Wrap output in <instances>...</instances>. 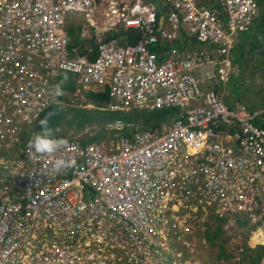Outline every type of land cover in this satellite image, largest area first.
<instances>
[{
  "label": "built area",
  "instance_id": "built-area-1",
  "mask_svg": "<svg viewBox=\"0 0 264 264\" xmlns=\"http://www.w3.org/2000/svg\"><path fill=\"white\" fill-rule=\"evenodd\" d=\"M118 1L125 2L109 0L111 7ZM165 2H171L175 11L170 8L166 12L163 4L158 28L164 38L175 35L181 19L187 30H198L201 40H222L213 4L208 11H201L195 0ZM101 8L90 0H0V264H169L165 242L143 241L141 237L151 227L150 217L165 213L152 212L153 198L143 195L146 189L264 209L263 192L188 178L182 157L189 146L218 150L220 156L231 152L264 158V141L250 139V130L238 137L199 129L216 125L221 107L210 105L216 99L212 93H203L204 79L198 83L197 77L193 80L188 76L186 67L196 75L202 70L185 59V50L180 49L176 58L148 50L147 45L158 39L149 28L156 23L151 1L142 4L136 0L131 7L123 4L118 12ZM248 10L254 13L246 4L239 7L241 14L233 13V8L228 11L249 20ZM69 13H84L88 18L94 14L95 21H101L95 33V55L89 56L87 48L91 46L79 51L75 46L70 48L65 30ZM205 18L206 22L199 21ZM118 24L123 30L138 29L141 40L128 43ZM175 61L179 63L172 68ZM201 61L199 65L208 64ZM61 72L73 75L71 97L81 103L89 91L107 88L109 101L97 108L101 111L181 108L179 92L187 87L190 95L185 103L190 110L182 125L160 123L150 129H138L137 122L114 115L101 128L137 137L117 136L84 144L62 138L64 143L55 153L36 155L28 144L34 136L33 123L49 108L67 107L54 96ZM208 89L206 85L204 90ZM162 141L185 148L168 161L170 147ZM199 154L198 161L206 159L205 153ZM58 158L72 165L57 172L53 164ZM164 158L168 173L159 166ZM223 159L212 161L221 168ZM110 195L113 201L109 204L106 197ZM156 206L160 210V202ZM129 209L134 212L124 215ZM143 210L149 214L144 215ZM120 221L123 225H118ZM132 226L136 238L127 235ZM181 228L182 232L187 229L185 225ZM149 232L155 233L153 228ZM174 256L184 259L181 253Z\"/></svg>",
  "mask_w": 264,
  "mask_h": 264
},
{
  "label": "bare ground",
  "instance_id": "bare-ground-1",
  "mask_svg": "<svg viewBox=\"0 0 264 264\" xmlns=\"http://www.w3.org/2000/svg\"><path fill=\"white\" fill-rule=\"evenodd\" d=\"M142 4H145L147 0H141ZM151 4L154 8V14L156 18V23H153L150 25L151 32L155 31V34L157 35V41L154 43H149L147 45V48L150 52H152V45L156 43L164 44L167 42V38L172 37H165L162 33V30L159 29V25L161 24V16L164 12L165 6H166V12L171 8L172 11H175L174 5L171 2H165V0H156V2H153L152 0ZM91 4L95 7L103 8L106 7L109 10L113 9L116 12H118V8H122L123 4L132 6L136 0H130L125 2L116 3L114 7H111V4L109 0H90ZM165 3V6L163 5ZM214 6V9L216 10V15L218 18V29L220 30V36L222 37L221 41H212V40H201L200 34L196 28L187 30L184 23H182V20L180 19L179 26L175 32V35H172V39H183L184 37L192 38L195 41L196 45H203V47H206L205 49H197L189 52L184 53V57L187 61L194 64L195 68L201 69V75H196L195 70L194 73L186 67V71L188 72V76L199 83L202 79H204V82L201 83V88L203 93L208 92L212 93L215 96L216 101L215 103H211L210 105H214V109H216L218 106H220L221 111L218 114V123L216 125L207 124V126L199 127L200 130L225 134V135H232V136H238L240 137L241 132L246 133L248 130H250V139L252 140H258V141H264L261 140V136L264 135V125H257L254 121L257 118H260L261 116H264V106L260 109L254 110V111H246L247 107L245 104H241L240 102L237 103V107L230 106L227 107L222 97H220L218 94L219 88H222L223 93H225V88L230 80L232 74L235 71L236 65L232 62L230 58V50L233 46V41L235 39V33L238 31H242L247 29L248 24L251 22L252 19H254L258 14V8L256 6L255 0H228L226 2L225 0H216L214 3H212ZM210 4V5H212ZM248 5L251 8H254V13L251 14L248 10L247 15L249 16V20H245L241 17H234L229 13V9L233 8V13L239 11V7H243L244 5ZM195 7L198 10L201 11H208L211 9L209 5L204 6H198L195 2ZM100 9L101 11L103 9ZM163 9V10H162ZM98 11V10H96ZM200 12H198L199 14ZM160 14V15H159ZM206 14V13H205ZM204 14V15H205ZM68 17L67 23H65V30L69 36V43L71 41L70 34L68 31V28L73 25L75 27L79 26V29L77 31L78 33V44L75 46L81 50L86 48V46H91L92 48L88 47L87 50H89V56L95 55V40H97L98 35H95L97 33L98 29L101 28V21H95L96 16H91L90 18L86 17L84 13L79 14H67ZM159 15V16H158ZM79 19H83L84 23L79 22ZM112 20H116L113 19ZM199 21L206 22L205 19H199ZM246 26V27H244ZM118 28H122L118 24ZM106 29V28H105ZM82 30L85 32L82 34ZM125 30H132L139 33V39L135 43L130 44H136L141 40V34L138 29H125ZM154 30V31H153ZM109 32V31H108ZM100 35V34H99ZM145 40L148 39L147 34L143 35ZM159 36V37H158ZM91 50H90V49ZM79 49L77 51H79ZM208 49V50H207ZM154 53V52H152ZM181 55V54H179ZM176 56H165V58H176ZM208 63L207 65H199L200 62ZM176 64H172L171 67H176L179 63L178 61H175ZM250 69V68H249ZM248 69V72L250 71ZM247 72V74H248ZM211 76L210 79L208 76ZM264 75L262 76L261 80L263 82ZM188 83V81H186ZM57 84V80H56ZM206 85H209L208 90H204V87ZM107 88L100 90V91H89L90 92H102L106 90ZM108 90V89H107ZM190 91V87H187L184 90H180L179 96L182 99L181 102V108L179 106H172V107H161V108H155L149 111H156L164 108H176L179 111V117H175L170 119L169 122L166 124H176V125H182L185 121L184 116L188 115V112L190 110L189 104L185 103L186 99L190 95L188 92ZM72 94V93H71ZM63 100V102L60 105L63 106H75V107H88L86 105L82 106H76L68 100ZM86 94V96H87ZM73 98V96H72ZM87 98V97H86ZM77 99H72V101H76ZM86 102L88 100L86 99ZM194 103V102H193ZM192 103V106H193ZM89 104V103H88ZM197 105V103H194ZM200 104L206 106V103H204L202 100L200 101ZM209 105V107H210ZM200 107V106H199ZM192 108V107H191ZM140 108L132 107L131 110H137ZM130 110V111H131ZM142 110V109H141ZM111 112V111H110ZM118 112V111H114ZM36 122V121H35ZM34 122V123H35ZM33 123V124H34ZM246 123V124H245ZM205 125V124H202ZM84 128V131H78L75 134L68 133L64 135H61L59 137H56L58 139H66V140H78L80 143H88V142H94V141H100L106 138H118L120 136L127 137L129 139H133L134 137H137V135L132 133H121L117 131L112 130H106V129H100L95 128L94 131L91 133H88V130ZM143 129H150V128H143ZM98 132H104L103 136L99 138H95L93 140H85L86 136H96ZM163 145H167L170 147L169 150V159L168 161H171V156L177 155L182 149L185 148V145H181L177 142H171V141H162ZM156 150H159V145L155 147ZM183 157L182 160L184 162V166H187L188 168V178L192 177V179L196 178L198 181H208L213 180L217 184L220 185H227L232 184L234 187H239L246 190H253L257 192H263L264 193V158L259 157H252V156H246V155H240L236 153L231 152H223V156L219 155L218 150L209 149L206 147L201 148H195L193 146H189V150L184 149L183 150ZM205 153L206 159H202L201 161H198L197 158L200 155L199 153ZM209 152V153H207ZM225 157V159L222 160L221 168L216 167L215 163L212 161V159L218 158L219 160ZM203 164V165H202ZM160 169L164 172L168 173L169 165H167L166 160H161L159 163ZM255 171H257V174H255ZM212 176L214 179H212ZM157 190H144L143 195H147L148 197H152L153 205L152 212H158V211H164V214H157L153 217H150V224L151 227H148V232L142 233V240L148 241V242H154L158 241L160 244L168 245L170 243V238L174 237L172 236L173 233L182 232V225H185V227L190 226L192 222V218L195 219L194 221L196 223L205 222L208 218V215H218L219 217H226L227 221L224 225L225 231H229V229L235 224L236 217L241 218L242 215L246 216L247 219L251 224L256 223L258 221H261L260 227L261 229L264 228V209L250 207V206H244V205H237V204H231V203H224L215 201L212 199H206V198H198V197H191V196H184L181 197L176 194H167L166 192H161ZM112 195L106 197L109 199V204L112 199ZM127 200L131 201V197H125ZM183 199H186V202H183ZM160 202V210L156 206L157 203ZM193 205V206H192ZM135 208V207H132ZM194 210L195 214H192V209ZM213 211L217 212L218 214L214 213ZM130 212H134L132 209H129L127 213H123L124 215L129 214ZM140 213V211H139ZM115 214L118 215V211H115ZM144 215H148V210H143ZM204 218V219H202ZM165 220H170V222H165ZM187 221V223H186ZM164 222V223H163ZM194 222V223H195ZM155 224V225H154ZM157 224V225H156ZM118 225H123V223L120 221ZM125 226V223H124ZM149 226V225H148ZM263 226V227H262ZM147 228V226H145ZM258 227V228H260ZM149 228H153L155 231L154 234H151L149 232ZM252 231V235L254 236V241L260 245L264 244V241H262V233L258 232L260 237H258L256 231ZM188 229L185 231L187 232ZM178 234V233H176ZM174 234V235H176ZM129 237L136 238L135 234V227L132 226L129 230V233L127 234ZM165 240V241H164ZM264 240V239H263ZM70 262V261H69ZM260 262H264V254L261 258ZM82 264V263H79Z\"/></svg>",
  "mask_w": 264,
  "mask_h": 264
},
{
  "label": "trees",
  "instance_id": "trees-1",
  "mask_svg": "<svg viewBox=\"0 0 264 264\" xmlns=\"http://www.w3.org/2000/svg\"><path fill=\"white\" fill-rule=\"evenodd\" d=\"M156 2V0H152ZM163 10V9H162ZM160 15V14H159ZM158 15V16H159ZM79 27H75L71 25L68 28L70 34V48L76 46L78 44V33L77 30ZM121 29V28H120ZM121 35L125 37L128 43H135L139 39V33L132 31V30H120ZM106 36H111L110 31L106 33ZM179 42V40L172 39L168 40V42ZM172 44V43H170ZM178 47L177 45L174 46H164V44L156 43L152 45V52L154 53H161L165 56H169L173 53L171 51L173 48ZM79 49V48H78ZM66 76L67 79L63 81V90L64 94L60 96L62 99L67 100V96L70 95L73 91V75L68 72H61L59 77L57 78V83L61 80L62 77ZM88 103L91 104V108L87 107H75L67 105L66 108H49L48 110L44 111L39 120H37L33 124V133L34 135L41 131L39 121L44 119L45 116L48 117V124L49 127L58 129L56 133V137L64 135L67 130V125H71L74 120H76L79 125L85 124H92V126L100 123L102 124L114 117V115H121L127 121H134L135 123L139 121V128H151L154 126H158L160 123L166 124L170 121V119L179 117V111L176 108H164L156 111H147V110H131L125 113L121 112H110V111H101L97 109L99 106L107 103L109 101L108 90H104L102 92H90L87 94ZM257 125L263 126V122L261 118H257L254 121ZM80 127V126H79ZM85 128V126L81 127ZM103 129V128H101ZM124 133H128L124 131ZM104 132H98L96 136H86L85 140H93L95 138H99L103 136ZM246 217V216H245ZM247 218V217H246ZM227 218L226 217H218L217 215H213L209 221L205 222L202 226L205 231L206 241L218 247L219 252H225L224 242L227 241L226 233L224 229V225L226 224ZM249 222V220H248ZM246 225L247 221L245 219H241L236 217L235 224L230 228L233 230L234 228L238 227L237 225ZM249 224H251L249 222ZM256 224H261V221L256 222ZM256 225H251L250 229H246L240 232L241 236V246L240 249V256L239 258H247L252 261V264H258L263 257L264 254V246L256 243L254 241V236L252 235V231H255ZM231 256V255H230Z\"/></svg>",
  "mask_w": 264,
  "mask_h": 264
},
{
  "label": "crops",
  "instance_id": "crops-1",
  "mask_svg": "<svg viewBox=\"0 0 264 264\" xmlns=\"http://www.w3.org/2000/svg\"><path fill=\"white\" fill-rule=\"evenodd\" d=\"M215 1L216 0H195L198 6H207L214 3ZM255 3L258 8L257 16L251 20L247 29L235 33L233 46L230 50V58L236 65L235 71L226 85V92L223 93L222 88H219L218 90V95L222 97L224 100L223 102L227 107H237V103L240 102L241 104H245L247 107L245 110L247 112H252L264 106V84L261 80L262 76L264 75V0H255ZM174 40H179V42L167 41L164 43V46L168 47L172 46V44L174 46H178L171 50L174 53L171 55H176L180 52V49L189 52L206 48L203 47V45H196L195 41L189 37ZM248 69L250 70L249 72ZM255 81L256 84L254 85ZM241 94H244L245 97H241ZM260 118L264 124V116H261ZM212 216L213 213L208 215V218L205 222L209 221ZM241 219H245L247 224H244L241 227L240 225H237L238 227H236L234 230L240 229L243 231L250 229L252 224H249L248 219L244 215L241 216ZM194 222L195 221H192L191 225L187 226V229L194 228L196 225V222ZM181 242L186 245L188 241L184 239ZM165 246L166 253H169L170 255L169 261L176 259V256L172 257L174 253H179L178 251L183 252V249L177 246H171L170 244H165ZM191 253L192 259L197 257L195 253L191 252L189 249V251H185L182 254L184 256V259L182 260H186L187 257H190ZM176 260L179 261L178 258ZM164 263L167 264V262Z\"/></svg>",
  "mask_w": 264,
  "mask_h": 264
},
{
  "label": "rangeland",
  "instance_id": "rangeland-1",
  "mask_svg": "<svg viewBox=\"0 0 264 264\" xmlns=\"http://www.w3.org/2000/svg\"><path fill=\"white\" fill-rule=\"evenodd\" d=\"M127 1V0H126ZM130 1V0H128ZM79 22L84 23L83 19H79ZM173 38V36H170ZM171 38V39H172ZM170 40V38H167V41ZM174 54V53H172ZM181 54L180 52L177 53L176 55ZM173 55V56H176ZM169 56H172L171 54ZM256 84V81L254 82V85ZM245 97L244 94H241V97ZM72 97L69 96L68 100H70V102L74 105H78V106H82V105H86L88 104V102H82L79 100L76 101H72ZM78 122L76 120L73 121V123L71 125H67V130H66V134L70 133H76L78 131H84L83 126L87 127L86 129L88 130V133H91L92 131H94L95 128H91L92 124H83V125H79L77 124ZM80 126V127H79ZM96 126L100 127L101 129V125L100 123L96 124ZM136 127L139 129V121L137 122ZM235 219V218H234ZM205 222H201L200 223H196V226L194 228H189L187 232L183 231V232H176L173 233L172 236L170 238V243H168V245L170 244L171 246H177L179 248L183 249V252H179L181 253V255L186 251H189V249H193V253H195V255L197 256L195 261L192 259H186V260H179L181 262V264H192L193 262H197L199 264H252V261L243 257V258H239L240 256V249L239 246H241V236H240V229H236V230H231L229 229V231H227L226 233V237H227V241L224 242V247H225V252H219L218 247L209 244L206 241V235H205V231L203 229V224ZM253 225H256V228L260 227L259 224L253 223ZM264 226V223H263ZM262 226V227H263ZM262 233V237L264 239V228L261 229L258 228L256 233L258 235V237H260L259 233ZM176 234V235H174ZM186 240L188 241L185 244H183L181 241L182 240ZM262 239V241H264ZM231 255V256H230ZM179 261L175 260H170L169 264H172V262H175V264H179ZM259 264H264L263 262H259Z\"/></svg>",
  "mask_w": 264,
  "mask_h": 264
},
{
  "label": "clouds",
  "instance_id": "clouds-1",
  "mask_svg": "<svg viewBox=\"0 0 264 264\" xmlns=\"http://www.w3.org/2000/svg\"><path fill=\"white\" fill-rule=\"evenodd\" d=\"M66 79V76L62 77L61 80L55 85V97H60L64 94L63 81ZM39 124L41 131L36 133L28 142L30 151L36 155L55 153L64 143L63 140L56 138V133L58 132V129L49 127L47 116H45L44 119H41L39 121ZM71 165V161L65 160L64 158H58L54 161L53 168L57 172H59L65 168L70 167Z\"/></svg>",
  "mask_w": 264,
  "mask_h": 264
},
{
  "label": "flooded vegetation",
  "instance_id": "flooded-vegetation-1",
  "mask_svg": "<svg viewBox=\"0 0 264 264\" xmlns=\"http://www.w3.org/2000/svg\"><path fill=\"white\" fill-rule=\"evenodd\" d=\"M264 246V244H262ZM264 263V262H263Z\"/></svg>",
  "mask_w": 264,
  "mask_h": 264
},
{
  "label": "water",
  "instance_id": "water-1",
  "mask_svg": "<svg viewBox=\"0 0 264 264\" xmlns=\"http://www.w3.org/2000/svg\"><path fill=\"white\" fill-rule=\"evenodd\" d=\"M258 57V56H257Z\"/></svg>",
  "mask_w": 264,
  "mask_h": 264
}]
</instances>
